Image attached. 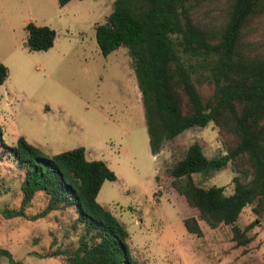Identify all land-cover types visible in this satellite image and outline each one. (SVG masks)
<instances>
[{
	"label": "rangeland",
	"instance_id": "1",
	"mask_svg": "<svg viewBox=\"0 0 264 264\" xmlns=\"http://www.w3.org/2000/svg\"><path fill=\"white\" fill-rule=\"evenodd\" d=\"M115 0H0V62L8 76L0 87V248L19 264H66L57 250H73L85 232L72 206L59 207L30 220L48 203L38 191L22 216L19 209L25 166L6 146L19 137L46 156L77 147L88 160H103L116 174L104 181L97 201L126 228L134 264H264V214L245 206L236 224L251 240L238 245L232 226L210 228L171 184V169L197 142L208 158L225 153L217 127L209 122L166 140L152 157L141 92L125 46L107 56L100 52L95 27L104 23ZM194 2V1H193ZM194 17L215 23L226 0H200ZM26 21L55 31L45 51L26 47ZM264 24V21H263ZM264 43V27L254 37ZM236 175L228 163L212 175L193 174L197 185L234 190ZM196 217L202 236L190 234L183 219ZM0 264H9L0 254Z\"/></svg>",
	"mask_w": 264,
	"mask_h": 264
},
{
	"label": "trees",
	"instance_id": "2",
	"mask_svg": "<svg viewBox=\"0 0 264 264\" xmlns=\"http://www.w3.org/2000/svg\"><path fill=\"white\" fill-rule=\"evenodd\" d=\"M198 1L115 0L107 20L96 25L95 37L103 56L120 46L128 50L153 155L190 128L209 122L217 127L225 153L208 158L193 142L171 169V184L200 220L210 228L231 225L233 239L245 245L251 240L245 231L253 223L244 230L236 224L243 208L251 204L256 215L264 214V43L254 39L264 27V0H226L220 19L208 24L194 17ZM25 30L29 51L53 46L52 28L30 21ZM7 76L0 62V86ZM5 150L25 166L21 205L7 217L28 218L25 206L42 191L47 206L30 220L72 206L85 229L75 249L54 253L64 255L66 264H134L125 226L97 201L104 181L116 180L105 161L88 160L83 147L46 156L22 136ZM228 163L236 173L231 194L193 179ZM183 223L188 233L202 236L196 217ZM0 254L19 264L8 250L0 248Z\"/></svg>",
	"mask_w": 264,
	"mask_h": 264
},
{
	"label": "crops",
	"instance_id": "3",
	"mask_svg": "<svg viewBox=\"0 0 264 264\" xmlns=\"http://www.w3.org/2000/svg\"><path fill=\"white\" fill-rule=\"evenodd\" d=\"M27 23H28V21H26V24H27ZM3 84H4V83H3ZM3 84H2V85H3ZM2 85H1L0 87H2ZM148 144H149V142H148ZM159 154H160V152L157 153L156 155H153V154H152V157H153V158H156ZM105 162H106V161H105ZM106 164L108 165L107 162H106ZM200 227H201V226H200Z\"/></svg>",
	"mask_w": 264,
	"mask_h": 264
}]
</instances>
